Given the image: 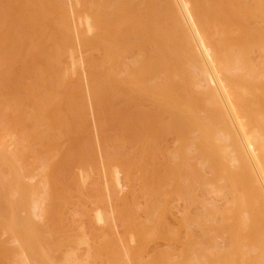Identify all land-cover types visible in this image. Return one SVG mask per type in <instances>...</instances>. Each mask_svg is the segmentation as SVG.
I'll return each mask as SVG.
<instances>
[{"label":"bare ground","instance_id":"bare-ground-1","mask_svg":"<svg viewBox=\"0 0 264 264\" xmlns=\"http://www.w3.org/2000/svg\"><path fill=\"white\" fill-rule=\"evenodd\" d=\"M61 1H63V0H0V28H1V25H3V24H5V25L7 24L8 25V26L4 25V28L2 27V31H0V66L3 63H4V65L5 64H7V65L9 64V66L5 65V67L3 65V68H1L2 67L1 66L0 67V72L3 73L2 74L3 76L5 74L7 75L8 73L10 74V72H11V75H9V74L8 75L12 77V78H10L7 75L8 77H4L3 78L1 73H0V75H1L0 78H2V80H0L1 81L0 82L1 83L0 84V89H1L0 90V98H1L0 100H2V101H0V102L3 103V101H4V103L8 102L7 104H9L12 101H16L18 103L17 104L15 103V106L21 103L19 106L22 105V107H26V109L29 106L30 107V111H31L30 113L33 115L32 116L31 114H29V116L31 115L32 120H30V122L27 121L26 123H24L25 122L24 121L23 122L24 124H27V123L29 124V123H31V121L33 122V119L35 121V118H36L35 124L33 123L34 126H35L36 124L39 123V122L37 123V121H40V120L43 119V118H40L42 116V114L44 116V119L46 117L47 118L51 117V119L55 118L53 116L57 117V120L55 119V121H52L51 125L49 123L50 128L53 129V130L48 128L49 126H48V124H45L46 123L45 120H44L45 123H42L43 121L41 122L42 124H45L46 126H48L45 129V131L47 130L45 133H43V131L42 132L40 131V130H44V126H43V129H41L42 127L40 126V124H38L41 128H39V126L37 125L39 130L36 131V132L34 131V129L35 130H37V129H36V127H34L33 132H35V133H32L31 137L35 140V142H36L37 139H38V141L39 140L40 141L46 140L47 143L51 142L52 139L50 140V135L54 137L55 134H56V136L58 135L57 133H59L60 136L62 134L63 135L65 134V136H67L69 133H71V134L69 136H67V137L75 136V135H73L72 132L77 133V130H78L77 129L78 127H76L77 124H75L76 123L75 121L77 119V118L75 119V115L78 113L79 110L76 113V109L77 108L80 109V112H81V108L83 106L82 104H81L82 106L80 104H78V106H77V108H75V110L71 109V106L69 108V105H72V104L69 103L71 96L68 97L70 92L67 93V90L65 89L66 90V91H64L65 93L62 94L61 92H63V90H61L60 93L62 95H60V93L57 91V90H59L57 88H59V86L63 83V79H61V77H63L61 75V73H62L61 71L62 70L60 71V68L62 66H59L61 64L60 63L58 64L57 60L61 59V58H59L60 55H62L61 53L62 52L64 53L68 49L67 47L65 48V46H63V43H64L63 41H65L64 39L67 38L68 41H70L69 38H68L67 32H66V26H67V23H68L67 20L69 21V19H68L69 17L67 18L66 15H65V17H66L65 18L64 15H63V13H65V12L68 14V12H67L68 10H66L67 9L66 8L67 5L65 3V7H64V4ZM75 1L76 2L79 1V5H81L79 7H82V5H83L84 9L86 7L88 8V9L86 8V10H83V8H82V11L86 12V14H88V13H89V15L91 14L90 16L93 17L92 20H95V21H93L95 23H94V25L92 27L95 28L97 26H99V27L101 26L102 28H100V29H101V31L102 30L104 31L103 32L104 33V37L109 36L111 38L110 39V38L107 37L105 39H107L108 42H111V46H110L111 53H109L108 58H109L110 63L112 65L109 64L108 66L107 65L99 66V64H101V61H100L101 59H98L100 61V63L98 62L99 64L97 62H94V65L95 64L98 65V67L95 66L96 67L95 71L93 70L94 66L90 67V65H89V67L91 68L90 70H93V72L91 71L92 74H90V75H92L91 76L92 77V79H91V89L93 87V90L97 94V95L96 94L94 95L95 98L100 97V98H97L99 100L102 99L103 97H104L103 99H106V100H108L110 98L109 101H111V99L114 98L115 102H117L116 100H118V98L116 99V97H114V92L116 91L115 93H119L120 94L121 91H122V94H120V96L122 95V97H126L124 99H127V97H128L130 100H133V102L131 101V103L134 104L132 107L135 106L137 109L139 108L138 112L140 110L141 114H137V116L135 118H133V119L131 117H130L131 119L124 117V119H125L124 122H126V120L129 119L128 120L129 121V123H128L129 125H127L129 127H127V126L126 127L128 129H130V130H127V131L130 132V134L127 137L125 136L126 137L125 139H128L129 142L132 141L137 146L136 147L137 148V152L142 157V159H145L148 156L153 155L154 153H155L154 156H155V159H156V155L158 153L155 152L156 151V147L155 146H156V143L160 142L159 140L157 141V137H160L164 133L165 129L168 128V123L171 126V127L169 126V129L170 130L173 129L172 133L174 132V130L177 131L178 139H180V141H181L180 143L181 144H182V142H185V143L189 142V144H190L191 141L194 139V135H193V139H190V141L186 142L187 140H189L188 136H191L189 134L190 130L192 132H193V130L198 131L200 133L199 138H198L199 141L196 142V141L193 140V142H194L193 144H195V142H196V144L199 143L198 146H199L200 150L202 151L204 156L205 155L207 156V158L212 163V165H214V168L216 167L215 170L218 171V172L216 171L218 176L225 180V183H226L225 186L228 184L227 187H230L231 193H232L233 198H234L233 199L234 200L233 201V207H231V209H229L230 213L227 212L228 214H227L226 220H223V221H225V224L223 225V222H222V225H223L221 227L222 230L220 229L221 231H225V233L222 232V235L223 234L226 235V233H230L229 236L231 237V240H232V242L230 241L231 242V244H230L231 247L229 246L231 248V250H230V248L228 249L229 253L227 252L228 250L225 251V252L222 251L223 254L227 253L226 256H223V260L227 261V262L229 261V264H230L231 263L230 259L231 258L234 259L233 256L235 257L234 253L236 255L238 254L236 252L241 247L242 238H247L248 240L245 239V240H247L249 242V243H247V245L249 246L250 243L252 245H254L256 249L251 244H250V247L251 248L253 247V249H255L256 252L253 249L250 248L251 249L250 252L254 251V253H250V254H253V255H251V256L249 255L250 257L248 256L247 258H245V256H247V255H245L244 257L242 255V257L246 259L245 263L247 262L246 264H253V263L254 264H264V217H263L264 216V120H263L264 119V84H261L262 82H259L258 80L257 81L255 80V79L258 78L257 77V75H258L257 73L260 72L261 70L263 72H260L259 76L261 74L262 77H264L263 76L264 75V70L263 69H261V70L258 69L259 71L256 72L255 69H257L258 66L255 64L256 66L253 67V64L250 63L252 65V66H250V67H252V70H249V76L247 75L249 78L247 76H244L245 73L242 72V71H244V69H246L247 72H246V70H245V72H246V74L248 73V69L250 67H246L245 68V65L247 66V63L249 64V62L251 61V59L248 60V58H249L248 56H250L249 54L252 55L251 50L253 49V47L257 46V45L261 46V44L264 42V36H262L261 33L259 35L258 30L251 26V23L258 16H260L262 14V12H264V0H212V1L210 0L213 4L210 1H207V0H187V1L185 0V2H183V0H182V2L180 3V6H179V3H178V6L176 5L177 8L176 7L174 8V6H175L174 2L176 0H174V2H173V0L172 1L171 0H82L83 4H80L81 0H78V1L75 0ZM82 1H81V3H82ZM169 2H170V4L173 2L174 6H173V4L169 5ZM176 2H179V0L176 1ZM209 2H210L211 5L208 4ZM189 4H193L195 7H197V10L194 9V11H192L194 6L193 5L189 6ZM199 4H202V5H199ZM197 5H199V6H197ZM188 6H189V8H188ZM191 6H193V7H191ZM201 6L205 7V9L201 13V15L205 19L203 17H201V18H203V20H202L201 23H199V18L200 17L198 16L197 17L198 19H196L198 22L196 20L194 22V23H196V25L197 24L198 25H197V27H196V25L194 27V23L192 21H190V20H192V18H194L193 16H196V14L198 15V12L199 13L201 12V9H203V7H201ZM179 7H180V9H179ZM181 8L183 9V11L186 10V8L188 10L190 9L189 11L193 12L192 18L189 17L190 15H192V13L186 10L185 11L186 14L184 12L183 13L185 14L186 17H187L188 14H190L187 17L188 20H182L183 19L182 18L183 16H182L181 17L182 19L180 21L179 17L181 15H183V13L180 12V11H182ZM199 8H200V10H199ZM170 9H171V11L169 12ZM87 10H89V11H87ZM174 10L175 11L176 10L179 11V13H181V15L178 12H175ZM195 10H196V13H195ZM172 11H173V13L175 15L173 17L174 18L177 17V18L170 19L168 17L169 14L170 15L173 14V13H171ZM25 12H27V14L29 15V16H27V18H26ZM23 13L25 14V16L23 15ZM175 13H177L180 16L178 17V15L175 14ZM30 15H31V18H30ZM68 16H70V15L68 14ZM90 16H88L87 19L90 18V21H91V17ZM185 16H184V18H185ZM20 17H22V18L24 17L26 19L29 18V19L24 21ZM85 18H86V16H85ZM178 18H179V21L177 20ZM187 21L190 22L189 25L193 26L192 28H197L196 30L200 29L198 31L193 30V33L190 30V32L192 34L195 33L196 37L198 36V33L196 34V32H200L199 33L200 36H198V39L196 40L194 38V40L196 42L193 40V37H192L193 35H187V34H191L189 32V27L191 29V26L187 25L188 26L187 27L186 23H185ZM189 22H187V23H189ZM182 23H183L184 26L182 25ZM90 24H91V22H90ZM86 25H87L86 27L88 29V24H86ZM162 26H165V27L162 29ZM7 27H8V30H6ZM89 27H90V25H89ZM99 27H97L98 30H100ZM160 27H161V31L159 29ZM166 27L168 29L167 32H166L167 34H164L162 32L163 31L165 32V28ZM180 27L183 30L187 27L188 30L186 28L185 29L186 31L185 30L181 31ZM3 29H5V31ZM90 29L91 28H89V30ZM201 29H202V31H201ZM207 30H211L212 31V35H211V31H209L210 34H207V33H209V32H207ZM203 31H206L207 35H205V32H203ZM202 32L204 33L203 35H204L205 38H203V35L201 36ZM100 33H102V32H100ZM160 34H162V35H160ZM100 35H102V37H100V38H103V34H100ZM206 36H211L212 38L210 37L208 39V37H206ZM209 40H210V42H209ZM197 41H199V42L197 43ZM206 41H208V42H206ZM15 42H18L17 46L16 45L12 46V43L15 44ZM193 42L198 44L200 49H199L198 45L196 47ZM97 44H98V42H97ZM232 44H235V45L238 46V47L235 46V47L238 48V49H236V48L235 49L241 51V55L242 56H240V54H239L240 52L239 51H236L235 49L232 50L230 48V47L233 46ZM91 45H90V47H93ZM138 45L140 46L139 47L140 56L138 54V56L141 58L140 60H139V57H138V59L135 58V56H137V54H136L137 52L135 53V51H138V50L137 49L135 50L134 47H133V46H136L135 48H138L137 47ZM17 47H19V48H17ZM195 47L197 49H199V50L196 51L197 49H195ZM211 48H213V49H211ZM63 49H65V50H63ZM129 49H132V50L134 49L133 50L134 52H132V53L135 54L134 60L136 59L137 63H139V64L142 63L143 65L141 64V66H142L141 67L138 64L137 67H134L131 64L132 65L131 67L132 68L134 67V69L131 68V71L129 72V74L127 76H126V74H127L126 71H124V73H122L123 70H122V72L119 71L120 74H125V72H126V74H125L126 77L124 76V78H121L119 76V73H117L119 67L116 68V66L117 65L119 66V64L115 63L114 64L115 66H113V62H118L119 63V60L122 59L121 57H122L123 54L125 55L126 51H129L131 53V51ZM15 50H17V51H15ZM149 50H153V51L151 52ZM211 50H212V52H209ZM256 50H258V49H256ZM232 51L234 52L235 55L232 53ZM259 51H260V49H259ZM13 52L17 53V58L15 56L13 57L12 55H9V54H11ZM129 52H127V54ZM260 52L264 53L263 51H260ZM237 53L239 54V56H238ZM262 53H260V54H262ZM209 54H211V55L209 56ZM124 55H123V57H124ZM18 56L21 57V59H22V61H19V63L17 61V60L20 59ZM203 56L211 59V61L216 66L211 61H209V63L211 62L213 64V66L210 68L211 63L209 65L207 63V58H204ZM9 57H12V59L9 58ZM64 58H65V55H64ZM166 58H167V60H166ZM235 58L238 59V60H236ZM239 58H241V59H239ZM251 58H252V56H251ZM3 59L4 60L5 59L6 60L7 59L8 60L11 59V60L7 61L8 62L7 63L5 61L2 62ZM14 59L16 60L15 64H17L16 65L17 69H18V67H20V68H22L21 69L22 71L20 70V72H24L23 77L21 76L22 80H23L25 74L27 75L29 72H31V73L33 72L34 73V74L30 73L29 75H27V76H30V75L36 76V79H34V81H33L32 77L30 76L32 81H33V82H31L32 84L30 83V85H29L26 82V84H28V85L27 86L25 85L26 86L25 87L24 86L25 82H24V84H23L24 87H22L21 86V83H22L21 81H19V82H21L20 84L17 81L15 82L14 79L16 77H14V76H16L17 73L14 74V76H12L13 75L12 74L13 71H11V69L10 70L8 69V68H11L10 65L11 66L13 65L12 62L14 63ZM170 59L173 60L172 64H171V66L173 67V70L175 68L174 67L175 65H176V67H179V68L182 67L183 70H184V67H186L184 65L187 62L186 63L187 64V68H188V65L191 66L192 64L194 66L200 68L202 70L201 71L202 75H204V73H205L204 77L205 78L207 77V79L209 81L210 80L211 81L214 80V77L212 75H215L216 73L214 74V72H217V71H218L217 74H220V75L222 74V77L220 76V78L221 79L223 78L224 80H220V78H218V80H216L217 81L216 87H214V86H210V87H207V88L203 87V91H201L202 90L201 88H200V90L198 89L199 93L201 91L200 98H198V99L195 98L197 100L194 99L193 102H192V99L190 100V98H191L190 96L191 95L189 96V93L191 92V90H190L191 87H190V89L188 88V91L190 90L189 93H188L187 92V87L188 86H186V88L182 87L183 86V85H181L182 82L181 83H177L178 80H176V79H174V80H176L177 82H175V81L171 82L172 84L173 83L174 84L177 83V85L175 84V87L179 86L178 84H180L179 88H181V90H178V87L177 88L173 87L174 84L172 86V84L169 85L170 83L167 84L168 82L164 81V83L167 82L166 83L167 85L161 84L162 83L161 82L160 84L163 85L162 89L163 88L164 89H168V88L172 89V88H174V89H177L176 91H180V92L185 89L186 91L185 90L184 91L187 92L188 95L183 91L186 94L183 97L184 98L190 97V98L184 99L180 95L177 96V93L178 94H182V95H183V93L182 92L181 93L180 92H175L174 89H172L173 90L172 91L173 94L171 93L170 94L171 96H169V93H168V96H166L167 95L166 91H168V90L165 91L166 92L165 94H164V92H159V89L161 91V88L158 87L159 84L157 85V83L160 80H163V79L159 78L158 82L154 81V79L158 80L156 75H155L158 71L160 72L162 70V71H164L162 73H165V71L167 69H162V68H164V67L166 68L165 62L169 61ZM122 60H125V59H122ZM132 60L133 59H131V63L133 62ZM61 61H62V59H61ZM174 61L176 62L175 65H174ZM247 61H249V62H247ZM20 62H22V63H20ZM123 62H125V61H123ZM169 62L171 63V61H169ZM169 62H167V66L170 67V63ZM189 62H191L192 64H190ZM235 62L237 63V65L235 64ZM238 62L241 63L240 67H238L239 66ZM64 63L66 64V62H64ZM103 63L105 64V62H103ZM255 63H257V62L255 61ZM261 63L262 62L258 63L259 66L261 65ZM19 64H21L22 67ZM129 64H128V66H130ZM242 64H243V66H242ZM91 65H93V64H91ZM125 65L127 66V63L126 64H121L122 68ZM263 65H264V61H263V64L261 65V67H263ZM126 66L124 67L125 69H126ZM233 66L234 67L237 66L239 69H237V67L234 68ZM241 66L243 67V69H242ZM12 67L14 68V65ZM71 67H70V69H74V68H71ZM114 67L117 70L116 71L117 75H115ZM192 67H189V68L192 69ZM214 67H215V71L213 69ZM232 67L234 68V70L235 69L241 70V72L237 71V72H239V75L236 73V71H234L238 76L235 75V73L233 72ZM179 68H177V69H179ZM1 69H2V71L4 70V72H2ZM7 69L9 71H7ZM67 69L70 71V69L68 67H67ZM169 69H171V68H169ZM65 70L66 69H64L63 72H65ZM183 70L181 71V74H182ZM192 70H194V69H192ZM228 70L233 72V73L230 72L232 75L229 73L228 75H226L227 77L223 76V74H226L225 72L228 71ZM186 71H185L184 74H186ZM194 71H190V70L188 71V73L190 72V74H189V79L190 80L189 81H191V83H193L194 79L197 78L196 77L197 75L195 76L196 78H194V79H192L193 77H191L192 76L191 72L194 73ZM222 71H224V72H222ZM68 73H70V72H67V74ZM166 73H169V72L167 71ZM252 73H253L254 77L251 75ZM254 73H255L257 78H255ZM67 74H64V76L66 75L65 77L67 79L68 78L70 79V76L67 77ZM181 74H179V75H181ZM195 74L196 73H194V75ZM152 75H154L156 77V78L153 77L154 78L153 82H156L157 86L155 85V83L153 85H151L152 83H150V82H152L150 80ZM179 75H177V76H179ZM162 76H165V75H162ZM162 76L159 75V77H162ZM173 76H174V73L172 74V77ZM185 76L186 75H184V77ZM250 76H252L253 78H250ZM13 77H14V79H13ZM172 77H171V79H172ZM204 77H203L202 80H205ZM245 77H247L248 79L245 78ZM9 78L11 80H9ZM165 78H166V76H165ZM168 78H169V76H168ZM180 78H182V77H180ZM180 78H178V79H180ZM187 78H188V76L186 77V79ZM208 80L207 81L205 80L206 85L208 84L207 82H209ZM179 81H181V79ZM70 82H71V80H70ZM195 82H196V80H195ZM15 83H17V85L18 84L19 85L16 87ZM72 83L76 84V85L78 84V83H74V81ZM161 85H160V87H161ZM193 85H195V84H192V87H193ZM197 85H198V83H197ZM19 86H21V89L18 88ZM75 89H76V87H75ZM155 89L158 90L159 93H157V91H155ZM68 91H69V88H68ZM73 91H75V90L73 89ZM71 92H72V90H71ZM73 94H74V92H73ZM73 94H71V95H73ZM119 94L117 96L120 98ZM92 95H93V93H92ZM98 95H100V96H98ZM106 95H108L107 98L105 97ZM192 95L194 96L195 93L192 94ZM61 96L62 97L65 96L64 99ZM82 96L83 95L79 94V97H82ZM111 96H112V98H111ZM77 98H78V95H77ZM62 99H63V101H61V102L63 103V105L61 104V106L57 107L56 105H60V103H61V102H59V100H62ZM84 99L85 98H79V102L82 103L83 101L81 102V100H84ZM124 99L123 100L121 99V101L122 102L125 101V103H126L128 99L127 100H124ZM130 100H128V103L130 102ZM57 101H58L59 104L57 103ZM75 101H76V99H75ZM94 101H96V100H94ZM84 102H86V101L84 100ZM148 102L150 103V105L148 104L149 107L151 106V103L153 104L151 107H155V109H153L152 112H149V111L147 112V110L149 108L147 106V104H146V106H143L145 103H148ZM111 103H113V100L111 101ZM117 103H119V101ZM117 103L115 105H117ZM196 104H200V105L206 106V116H205V118L199 117L196 114V112L194 111V109H193L194 107H192V105H196ZM11 105H13V104H11ZM79 105L81 106V108H79ZM110 105H112V104H110ZM31 107H33V108H31ZM55 107H57V108H55ZM61 107H65L66 111L64 110L65 108L64 109L62 108V110H64L65 112L64 111L63 112L60 111ZM73 107H75V106H73ZM99 107H101V109H102L103 108V104H102V106L100 104ZM99 107L97 106V110H99L98 113L100 114L101 113V111H100L101 109ZM110 107L112 109V106H110ZM142 107H147V110L143 111ZM124 108H125V106H124ZM31 109H34L35 112H33V110H31ZM55 109H57V110H55ZM127 109H128V107H126V111L128 112ZM15 110L16 111L13 110L14 113L15 112L17 113V111H20L19 109L18 110L15 109ZM24 110H25V108H23V110L18 112V114H19L18 118H17L18 120H16L17 123L19 122V120L21 118H24L22 120H25V117L23 115H25L26 113L24 112ZM72 110L76 114H74L72 112ZM112 110H117V109H112ZM141 110L143 111V113L141 112ZM196 110H197V108H196ZM27 111L29 112V108L27 109ZM40 111L42 113H40ZM56 111H58L59 115L58 114H54V113H56ZM83 111H84V109H83ZM82 113L83 112H81L80 115ZM107 113L110 116V112H106V114ZM131 113H133V112H131ZM60 114H61V116H60ZM83 114H85V113H83ZM101 114L103 115V113H101ZM113 114L115 115L117 113L114 112ZM128 114H130V113H128ZM134 114H136V113H134ZM15 115H17V114H15ZM166 115L170 118V120H169L168 117H166ZM12 116L14 117L13 113H12ZM26 116H28V113L26 114ZM37 116H39V117H37ZM112 116H111V118H112L111 121H113V117ZM116 116L118 117V115H116ZM123 116H125V115H123ZM128 116L129 115H127V117ZM164 116H165V118H164ZM77 117H79V116H77ZM117 117H114V118L116 119ZM37 118L40 119V120H37ZM47 118H46V120H48ZM81 118H82V115H81ZM101 118H100V120L102 122V120L104 118H102V119ZM121 118H123V117H121ZM121 118L119 119L120 121H121ZM167 118H168V120L170 122L167 121ZM51 119H50V121H51ZM164 119H165V121H164ZM14 120H15V118H14ZM81 120H84V117ZM117 120H118V118H117ZM103 121H105V120H103ZM106 122H104V123H106ZM124 122H123V124H124ZM214 122L220 124L221 131L223 132V135H224L223 138H222L221 134H220L221 136H216V134H214V131H213ZM126 123L124 125L122 124V127L125 126ZM81 125H83V124L81 123ZM98 125H99V123H98ZM108 125H110V123ZM28 126L30 127L31 125L29 124ZM28 126L26 125L27 128H25V131H24L26 133H27L26 129L28 130ZM85 126H87V124H84L82 126L83 128L80 127V130H78V131L82 132V130H84L85 133H86V131H88V130H86V128H88V127H85ZM114 127H116V126H114ZM126 127L125 128L123 127L122 129H120V127H119L118 131L120 129L121 132H124V129H126ZM252 127H254L253 130H252ZM81 128H82V130H81ZM48 129L51 130V132L54 133V134L52 135L51 132L49 133ZM169 129H167L166 131H168ZM53 131H56V132H53ZM115 131H116V129H115ZM127 131H126V133L128 134ZM77 134L84 136V134H82V133H80V134L77 133ZM102 134H103V131H102ZM112 134H113V132H112ZM166 134L168 135V132ZM28 135H29V132H28ZM59 135H58V138H59ZM86 135L87 134H85V136ZM117 135H119V134L117 133ZM76 136H75V138H76ZM77 137H80V136H77ZM86 137H85V139H86ZM108 137L111 138L112 136H108ZM115 137H116V139H119L120 136H115ZM56 138L54 137L53 139H56ZM196 138H197V136H196ZM60 139H61V141H60L61 143L65 139H66V141H68L67 138H65V139L63 138V140H62V137H61ZM70 139L71 138H69L68 142H70ZM77 139L78 138H76V140ZM87 139H89V138L87 137ZM113 139H114V136H113ZM27 140H28V138H27ZM30 140H31V138H30ZM74 140L75 139L72 138V141H74ZM82 140H84V137H82ZM111 140H112V138H111ZM38 141H37V143H38ZM40 141H39V145H40ZM120 141H122V140H120ZM43 142L45 143V141H43ZM89 142L90 143L88 144L87 141H86V143L90 147V144L92 145L93 141H92V143H91V140ZM27 143H28V141H27ZM31 143H33L32 140H31ZM79 143H80V141H79ZM79 143L77 144L75 142L76 145H79V146L82 147L83 146V145H81L82 143H80V144ZM127 143L128 142H126V144ZM185 143L183 145H185ZM50 144L53 146L54 141L52 140V142ZM50 144H47V145L50 146ZM55 144L57 145L58 143L56 142ZM75 144H73V145H75ZM87 144H85V145L88 148ZM44 145L45 144H43V146ZM66 145H69V143L66 144ZM186 146H187V144H186ZM228 147L230 148L229 152L233 151L235 156H236V158H237V161H238L237 162L238 166L234 167L236 169L233 170V171L231 169H228L229 167L225 164V161H224L226 159V157L228 159L227 151H226V149H229ZM56 148H57V146H56ZM87 148H85V146H84V148L83 149L81 148L80 150L86 151L85 149H87ZM53 149L51 147V150L49 149V151H52V153H53ZM184 149H188V148L184 147ZM80 150H79V152H80ZM88 150H90V149H88ZM124 150H126V149H124ZM189 150H191V149H188V151ZM34 151L36 152V150H34ZM90 151H87V152H90ZM48 152H47V155H49ZM55 152H58V151L54 150V153ZM124 152H126V151H124ZM184 152H186V151L184 150ZM59 153H60V151L58 152V154ZM61 154L62 155L65 154L66 156H70L72 153L69 155L68 152H63L62 151ZM29 155H31V154H29ZM36 155H37V153H36ZM62 155H60L61 156L60 162L62 161L61 163L63 165L60 162H59L60 165H58V166H60V167H58L59 169L60 168L63 169V171L61 172L62 174H64L65 167H67V168H69V166L71 167V163H73V162L77 163L79 161L80 162H84V161H81V160H78V159H76V160H78V161H76V160H74V158L71 161L68 158L71 161L70 162V161L67 160V158H65L66 156L63 157ZM88 155H91V154H88ZM21 156H23V154ZM62 157H63V160H62ZM182 157H180V158H182ZM70 158H72V157L70 156ZM89 158H90V156H89ZM153 158H152V160H153ZM180 158H179V160H181ZM161 159L162 158H160L159 160H161ZM29 160H31V159H29ZM54 160H57V159H54ZM198 160L199 159L197 158L196 162L200 161V160L199 161ZM63 161H65V162H63ZM205 161H206V159H205ZM205 161H202V162H205ZM118 163H119V161H118ZM174 163L175 162H173V165H174ZM66 164H68L69 166L66 165ZM122 164H123L122 168L124 167V164H125V167L127 166L128 169H131L133 167V165H134V159L127 160V162L124 161ZM74 165H72V166H74ZM77 165H79V164H77ZM119 165H120V163H119ZM61 166H63V167H61ZM120 167H121V165H120ZM53 168H51V170H50L51 173H52V169ZM58 168L56 170V175L54 176V174H53V175L50 176V177H54V178H50V179H57V178L59 179V177H61L62 174L61 175L57 174L58 172L60 173V171H58L59 170ZM150 169H152V168H150ZM164 169H167V170H164ZM164 169L163 170L166 171V173L163 171L165 175L163 173H161L162 174L161 176H159L161 171L160 172L158 171L159 173L156 172L154 174L155 170H153V174L150 177L154 178L153 179L154 181L149 177V179H150L149 183L150 182L154 183V185H153V183L150 184V187H151V185H153V187L151 189H153L154 186L156 188V189H153L154 191L158 190L159 184H160V187H162L161 186L162 184L164 185V183H162L161 181L167 182V180L172 179V180L175 181V183L177 185H179V183H180V181H179V174H180L179 163H178V166H174V167H170V168H164ZM70 170H72V169H70ZM54 171H55V168H54ZM69 173H70V171H69ZM72 173L73 172H71V174ZM57 175H59V177ZM66 175H68V174L66 173ZM154 175H155V177L157 176L160 179L161 178L162 179L161 180L159 179L160 180L159 181V180H157V177L156 178L154 177ZM66 177L67 176H65V179H62L63 182L64 181L66 182L68 180H69V182L72 181V179L70 180V177L72 178L71 175L70 176L68 175V178H66ZM61 178H64V176L62 175ZM62 180H60V181H62ZM47 181H48V178H47ZM53 181H55V180H53ZM74 181H75V179L73 177V183H74ZM59 182H57V181H56V183L53 182V185L55 186L54 187L55 189L53 188V185L50 182L51 185H52L51 186L52 187L51 188V192H52V189H54V193H56V194H54L53 196H54V198L57 197L55 199H58V201L56 202V206H55V203L54 204L52 203V207L53 208L55 207V209L51 208V211H48V213L51 214V216H52V218H50L51 221H52V219L55 220L54 223H57L59 221L57 223L58 226H59V223L61 222L62 218L60 219L59 217H57V215H56V217H54L55 216V215L53 216L54 212L53 213H50V212L55 211L56 212L55 214H58V212H60V208L63 207V203L65 201H67L65 192H63V190H65V188H66L65 187L66 185H63L64 184L63 183V184H61L62 185V187H61V186L58 185ZM69 182H66V183H69ZM54 183L57 186H59L60 188L57 187ZM187 184L189 185V183H187ZM156 185H157L158 188L156 187ZM219 187H220V185H219ZM219 187H217V188H219ZM217 188H215V193L217 191L216 190ZM220 188L222 189L223 187H220ZM153 190L151 191L152 193H157L158 192V191L154 192ZM224 190H226V189H224ZM227 190H228V188H227ZM219 191H220V189H219ZM52 194H53V192H52ZM223 194H225V191H223ZM223 194H218V195L222 196ZM151 195H153V194H151ZM221 196H220V198H221ZM222 197L223 198H221V199H224V201L226 202L225 204H228L229 201L227 202L226 196L224 197V195H223ZM1 198H3V197H1ZM243 201H245V202H243ZM0 202H1V200H0ZM49 203H50V201H49ZM242 203H244V204L246 203L247 204V207H245V208H248V210L251 213V214L249 213L250 214L249 215V223L246 222V224L243 221L244 220L243 217L241 216L242 219L240 217V212L244 208ZM230 205H232V203ZM3 206L5 207L4 204L3 205L0 204V208L3 207ZM216 207H217V205H215L214 208H216ZM11 208H12V206H11ZM1 209H3V208H1ZM146 209H145L144 216H145V219L146 218L147 219L145 221L149 220V223H152L151 221H153V220L155 221L154 223H152L153 225L152 224L150 225L151 227L149 226L148 222L146 223L145 221H143V222L142 221L141 222L131 221L130 219H128L129 218L128 214H126L125 218H124V222H126L127 229H129V231L133 232V234H134V236H135V238H136V240H137V242H138V244H139V246L141 248L145 247L144 244H146V245L148 244L147 241H149L150 238H154L155 236H160L162 238H169V237L171 238L172 235H173V231L170 232L161 223V221H159L158 219L156 221L154 219L155 218V217H153L154 213L157 211V205H156L154 200L150 202L149 206ZM4 210H6V209L4 208ZM2 212H3V210H0V214H2ZM7 212H8V210H7ZM48 213L46 215H49ZM4 214H2V215L4 216ZM2 215L0 217V220L2 219L1 222L5 220V219L3 220V218H2L3 216ZM9 218H10V216H9ZM1 222H0V226L2 228V224L5 225V221L2 222V223ZM164 222H165V220H164ZM166 224L168 225V223H166ZM8 225H10V226L7 227L8 230H9V228L12 227L11 222ZM54 225H56V224H54ZM23 227H24V224H23ZM168 227H170V226H168ZM30 229H32V228L30 227ZM20 230L22 231L21 233H23V232H27L28 228L26 230L25 227H24V228H21ZM60 230H59L58 233H60ZM18 231H19V229H18ZM35 231H36V234H37V229ZM56 231H58V229ZM219 231H217V232H219ZM256 232H258L259 234L256 233ZM175 233L176 232H174V235H175ZM16 235H18V233ZM36 236H37V238H39L38 235H36ZM227 237L228 236H226V238ZM182 239L183 238H181L180 241ZM245 240H243V241H245ZM51 241H53V240H51ZM109 241H111V240H109ZM169 241L171 242V239ZM177 241H178V238H177ZM184 241H187V240H184ZM211 242H212L211 239L207 240V244L208 245L212 244ZM57 243L55 245H57V247H59L60 246L59 245L60 244L59 241ZM174 243H176V242H174ZM182 243H185V242H182ZM229 243H227V244L229 245ZM50 244H51V242H50ZM107 244H109V242H107L104 245V252H108L109 251L108 248L111 247V244H110L109 247L106 246ZM178 244H180V245H176V244L175 245L176 246H182L183 245V244L181 245L180 242ZM99 245H101V244H99ZM187 245L188 244L186 243V246ZM242 245H244V244H242ZM193 246L196 247L197 245L193 244ZM193 246H192V248H193ZM210 246H208V247L210 248ZM0 247L2 248L1 245H0ZM182 247H184V246H182ZM188 247L191 249V245L190 246L188 245L186 248H188ZM247 247H246L247 251L245 250V252H248V248L249 247L248 248ZM100 248H101V250H98L97 252L101 256V255H104V253H102L103 252L102 247H99V249ZM145 248H147V246ZM186 248L184 247V250ZM198 248H201V246L197 247L196 249L198 250ZM211 248L213 249V246ZM217 248H219V247H217ZM4 249H6V251L8 250V248H6L5 246L3 247V250ZM178 249H181V248L178 247ZM190 249H188V251L190 252L189 255L191 254L190 255L191 258L189 256L187 258H185L188 261V264H192V263H189V262L190 261L193 262V260H192V259H194L193 255H195V254L191 253L195 249H193V250L191 249L192 251ZM205 249H203L204 252H206ZM182 250L178 251V252H182ZM184 250H183V253H185ZM242 250H244V249L241 248L240 252ZM188 251H187V253H188ZM220 251H219V253H220L219 255L222 256L223 254ZM99 252H101L102 254H100ZM204 252H202V253H204ZM207 252L209 254V257L212 258V261H210V263H212L214 261L217 262L215 260V258H217V255L214 256L215 252L213 254H212L213 251L212 252L210 251L211 254L209 253V250ZM216 252H217V250H216ZM240 252H239V254H241ZM136 253H137V250H136ZM136 253H135V255H136ZM98 254H97V256H98ZM157 254L158 253L154 254V255H156V257L152 256L153 259H158V258L162 257V256H157ZM181 254H179V255H181ZM201 254H200V257L202 258L203 256H201ZM204 254H207V253H204ZM200 257H195V259H199L200 264H201V262L204 264L203 260H201ZM206 257L208 258V256H206ZM183 258L184 257H182V260H183ZM2 259H3V257H2ZM108 259H111V258H108ZM179 259H180V256L178 257L176 263L174 262V263H169V264H184L186 262V260H185V262H183V263L181 262L180 263L181 260L178 262ZM188 259H191V260L189 261ZM2 261H6V259H4ZM196 261H194V262L196 264H199V262L198 261L196 262ZM238 261H239V259H238ZM234 262H235V260H234ZM234 262H232V263L234 264ZM236 262H237V260H236ZM242 263H244V262H242ZM185 264H187V262ZM207 264H208V262H207ZM216 264H218V263H216ZM237 264H238V262H237Z\"/></svg>","mask_w":264,"mask_h":264},{"label":"rangeland","instance_id":"rangeland-1","mask_svg":"<svg viewBox=\"0 0 264 264\" xmlns=\"http://www.w3.org/2000/svg\"><path fill=\"white\" fill-rule=\"evenodd\" d=\"M66 1L63 0L61 2L64 4V7H65V3H66L67 9L66 8L65 9L68 10L67 12L70 15V16H68V14L65 12L66 10L64 9L65 10L64 12L66 13V14L63 13L64 17H65V15L67 18L69 17L68 18L69 21L67 20L68 23L66 26V32H67V35H68V38L70 41H68L67 38L64 39L65 41H63L64 42L63 46H65V48L67 47L68 49L65 51L66 53L64 52L65 54L63 52L61 53L62 55H60L59 58H61L62 61H61V59H59L60 61L57 60L58 61L57 63L61 64L59 66H62V67L64 66L63 68L59 67L60 71L62 70L61 71L62 73L61 72L60 73L63 76V77H61V79H63V83L61 84L62 86L60 85L59 88H57V89H59L57 91L60 93L61 90H63V92H61V93L64 94L65 93L64 91L67 90V93L70 92L71 94H73V92H74L75 95L76 94L78 95V98H77V95L76 96L74 94L71 95L70 93H69V95L67 94L68 97L71 96L69 103L72 105H69V108L71 106V109L75 110V108H77L78 104L83 105V106L82 105L81 106L85 112L83 111V109L81 108L80 105H79V108H81V112L85 113V114H83V113L81 114L82 118L84 117V120H81L82 118L80 115V113H81L80 109H78V108L76 109V113L79 110L77 114L74 113L73 110H72V112L74 114H76L75 119L76 118L77 119L75 121L76 122L75 124H77L76 127H78L77 128L78 130H80V127H82L84 124H87V126H85V127H88V128H86V130H88V131H86V133L84 130H82L83 127L81 128L82 132L81 131L79 132L77 130V133H79V134L85 133V134H87L86 136L89 139H87L85 134H84V136H82V135H78L77 133L72 132L73 135L80 136V137L76 136V138H78L76 140L75 136L67 137L71 133H69L67 136H65V134L64 135L62 134L63 136L62 135L60 136L59 133H57L59 135V138H58V135L56 136V134H55L54 137L55 138L57 137L56 139H53L54 137L50 135V140L52 139L54 141L53 146L50 144L52 142V140H51V142H48V143L46 142V140H43V141H45V143L43 141L39 140L40 141V145H39L38 139L35 142V140L31 137L32 133H35L41 127H42L41 129H43V126H44V130H40V131L41 132L43 131V133H45L47 131V130L45 131V129L48 126H49L48 128L51 129L50 128L51 122L55 121V119L57 120V117L52 115L53 117H55V118H52L53 120L51 119V117L50 118L46 117L48 119V120H46V118L44 119V116L42 114V116L40 117V118H43L42 120L37 118V120H40V121H37V123L39 122L38 124H40L41 127L38 124H36L34 126L36 118H35V121L33 119V122L31 121V123H29L31 125L29 127L28 123L24 124L27 121L30 122V120H32V118H31L32 114L30 113L31 111H30L29 106H28V108H29V112H28L27 111L28 108L26 109V107H22V105L19 106L21 103L15 106V103L16 104L18 103L16 101H12V100H11L12 102L9 101L13 105H11L10 103L7 104L8 102L7 103L5 102L6 103L5 104L4 101H3L4 104L2 102H0V200L2 202V203L0 202V204L5 205V207L4 206L1 207L3 209L0 208V210H3V212L5 211L4 212L5 214L2 212V214H4L5 217L2 214H0V217L2 215L3 220L5 219L4 220L5 225L2 224V228L0 226V245L2 246V248L0 247V264H106V263L107 264H148V263L149 264H169V263H174V262L176 263L179 256H180V259L178 260V262L181 260L180 263L181 262L183 263L186 260L185 258H187L188 256L190 257V255H191V254L189 255L190 252L188 251V249H190V248L189 247L186 248L188 245L189 246L191 245L192 250L195 249L197 251L196 252L195 250H193L194 251L193 252L190 249L192 251L191 253L195 254V255L192 254L194 257V259H192L193 262L196 260L199 262V259H195V257H200V254L202 252H204L203 249L208 248L207 250L205 249L206 252H204L207 254H204V253L201 254V256H203L202 257L203 259L200 257L201 260H203L204 264H207V262H208V264H212V263L213 264H216V263L221 264L224 261L223 256H226V254H227V253L223 254L222 251L223 252L227 251L231 247L230 244L232 242L231 237L229 236L230 233H226V235H224V234L222 235V232L225 233V231H221L222 230L221 227L225 224V221H223V220H226L227 214L230 213L229 209H231V207H233V201H234L233 199L234 198H233V195L231 193L230 187H227L228 184L225 186V184H226L225 180L218 176V174H217L218 171L215 170L216 167L214 168V165H212V163L209 161V159L207 158L206 155L204 156V154L202 153V151L200 150V148L198 146L199 143L196 144V142L199 141L198 138H199L200 133L196 130H193L194 133L191 130L190 131L192 133L189 131V134L191 136H188L189 140H187L186 142L190 141V139H193V135H194L193 140L196 141L195 142L196 145L193 144L194 143L193 140L191 141L190 144H189V142L188 143L182 142V144H181L180 139H178L177 131L174 130L175 133L174 132L172 133L173 129H171V130L169 129L170 125L167 122L168 123L167 129H169V130L166 131L167 129H165L164 133L160 137H157V141L159 140L160 142L156 143V146H155L156 151L155 152H157L159 155L158 154L156 155V159L154 156L155 153L151 156H148L145 159H142V157L137 152V148H136L137 146L132 141L129 142L128 139H125L130 134V132L127 131V130H130L127 128V127H129V126H127V125H129L128 120L131 118L132 119L135 118L137 116V114H141L140 110L138 112L139 108L137 109L135 106L132 107L134 104L131 103V101L133 102V100H130L127 97V99L130 100V102L128 103V100L124 99L126 97H122V95L120 96V94H122V91L120 94L115 93L116 91L114 92V97H116V99L118 98V100H116V101L117 102L119 101V103L115 102L114 98L111 99V101L113 100V103H111V101H109L110 98L108 100L103 99L104 97L100 100L97 99L100 97L96 96L97 98H95L94 95L96 93L93 90V87L91 89V79H92L91 76L92 75H90V74H92L93 70L95 71V68L98 67V65H96V64L94 65V62L100 63V61H101L102 65L98 63L99 66H103V65L108 66L109 64H111L110 60L108 58L109 53H111V49H110L111 42H108L107 39H105L107 37L108 38H110V37L106 36V35H105L106 37H104V33H103L104 31L103 30L101 31V29H100V28H102L101 26L100 27L97 26V27H99L100 30H98L97 27H95V28L92 27L95 23L93 21H95V20H92L93 17L90 16L91 14L89 15V13L86 14V12L82 11V8L84 6L82 5V7H79L81 5H79L78 0H77L78 2H76L75 0L74 1L73 0H66ZM81 1H80V4H83V1H82V3H81ZM176 1H178V0H176ZM207 1H210V0H207ZM170 2H169V5H172L174 0L171 4H170ZM175 2H174L175 6L173 4L174 8L176 7V5L178 6V3L180 6V3L182 2V0L181 1L179 0V2H176V3ZM183 2H185V0H183ZM210 2L208 4H210ZM190 5H193V4H189V6ZM199 5H202V4H199ZM199 5H197V6H199ZM189 6H188V8H189ZM193 6H191V7H193ZM194 7H193L192 11H194V9L197 10V7H195V8ZM201 7H203V6H201ZM86 8L85 9L83 8V10H86ZM171 9L169 10V12L171 11ZM179 9H180V7H179ZM204 9H205V7H203V9H201L200 13L197 11L198 15L196 14V16H193V12L189 11L190 9L188 10L186 8L187 11L192 13V15L188 14V15H190L189 17H191V18H192V16L194 17L190 21H192L194 23L195 20L198 19L197 17L199 16L200 17L199 23H201L203 18H204L201 15V13ZM186 10L183 11V9H182V11H180V12L185 13ZM196 10H195V13H196ZM199 10H200V8H199ZM87 11H89V10H87ZM175 12L179 13V11H177V10ZM171 13H173V11ZM181 13H179V14L181 15ZM184 13L181 16L178 15L177 13H175V14H177L178 17L180 16L179 17L180 21L182 18H183L182 20H188V18H187L188 15L186 17L185 16L186 13L185 14ZM25 14H26V18H27V16H29V15L27 14V12H25ZM25 14L23 13L24 16H25ZM87 15L91 17V21H90V18L87 19V17H88ZM85 16H86V18H85ZM173 16H175L174 13L171 15L170 14L168 15V17L170 19H173L174 18ZM184 16L186 19L184 18ZM201 17H203V18H201ZM20 18L23 19L24 21L29 19V18L26 19L24 17L23 18L20 17ZM30 18H31V15H30ZM175 18H177V17H175ZM179 18L177 19L178 21H179ZM90 22H91V24H90ZM187 22H189V21H187ZM187 22H185L186 26L187 25L191 26V25H189L190 22L189 23H187ZM183 23H182V25H183ZM86 24H88V29L86 27L87 26ZM4 25L5 24L1 25L0 31H2V27L4 28ZM89 25H90V27H89ZM195 25H196V23H194V27H195ZM197 25H196V27H197ZM251 26L258 30L259 35L261 33V35L264 36V12H262V14L260 16H258L251 23ZM164 27L165 26H162V29ZM192 27L193 26H191V29L189 27V32L191 30L193 33V30H196L197 28H192ZM89 28H91V29L89 30ZM159 29L161 31V27ZM202 29H201V31H202ZM3 30L5 31V29H3ZM6 30H8V27ZM167 30L168 29L166 27L165 32L163 31L162 33L167 34L166 33ZM184 30L181 28V31H184ZM187 30H188V28H187ZM198 30H200V29H198ZM198 30H196V31H198ZM209 31H211V30H207V32H209ZM100 32H102V33H100ZM203 32H205V35L210 34V32L207 34H206V31H203ZM203 32H202L201 36L204 34ZM99 33L103 34V38H100V37H102V35H100ZM192 33L187 34V35H193L192 36L193 40H194V38L197 40L198 36H200L199 35L200 32H196V34L198 33L197 37L195 36V33L194 34H192ZM160 35H162V34H160ZM211 35H212V31H211ZM206 37H208V39H209L211 36H206ZM203 38H205L204 35H203ZM199 41H197V43ZM97 42H98V44H97ZM206 42H208V41H206ZM209 42H210V40H209ZM13 43H12V46H15V45L17 46V44H18V42H15V44H13ZM89 44L90 45L92 44L91 46H93V47H90ZM194 44L197 47L198 44H196V43H194ZM232 45L233 46L230 47L232 50H234L235 48L238 49L237 45H235V44H232ZM235 46H237V47H235ZM133 47L135 50L136 49L138 50V51H135V53L137 52L136 53L137 56H135V54L132 53V52H134L133 51L134 49L133 50L129 49L132 54L129 51H126V53H125L126 56L123 54L124 57H123V55L121 57L122 59H125V60L120 59L119 63L113 62V66H115L114 65L115 63L119 64V66L118 65L116 66V68L119 67L117 73H119V71L122 72V70H123L122 73H124V71H126L127 74H126V72H125V74L127 76L129 74V72L131 71L132 65L134 67L138 66L139 63H137L136 59H138V57L140 56V54H139L140 53V49H139L140 46L138 45L137 46L138 48H135L136 46H133ZM196 47H195V49H197ZM198 47H199V45H198ZM17 48H19V47H17ZM199 49H200V47H199ZM199 49H197L196 51H198ZM211 49H213V48H211ZM256 49H258V50H256ZM259 49H260V51L264 52V42L261 44V46L257 45V46L253 47V49L251 50L252 55L248 53L250 55V56H248L249 57L248 60L251 59V61L250 62L247 61V62H249V64L247 63V66L245 65V68L250 67V66H252L251 64H253V67H255L256 65L258 66V68L256 67L257 69H255L256 72H258L261 69L264 70V65H263V67H261V65L263 64V61H264V53L260 52ZM63 50H65V49H63ZM15 51H17V50H15ZM149 51L152 52L153 50H149ZM236 51H239V50H236ZM258 51L262 54H260ZM127 52H129L130 54L129 53L127 54ZM209 52H212V50ZM239 52L238 53L240 54V56H242L241 51H239ZM15 53L13 52L9 55H12L13 57L15 56L17 58V53L16 54ZM232 53L234 54L233 51H232ZM138 54H139V56H138ZM239 54H238V56H239ZM64 55H65V58H64ZM210 55L211 54H209V56ZM134 56L136 58L135 60H134ZM251 56H252V58H251ZM203 57L207 58L208 56L207 57L203 56ZM9 58L12 59V57H9ZM19 58H18L19 60H17L18 63H19V61H22L21 57H19ZM11 59H9V60H11ZM98 59H101V60L99 61ZM131 59H133L132 63H131ZM140 59L141 58L139 57V60ZM239 59H241V58H239ZM9 60L3 59L2 62H4V61L7 62ZM166 60H167V58H166ZM236 60H238V59H236ZM15 61H16L15 59H14V63L11 61L12 64L14 65V68L12 67L13 65L12 66L10 65L11 68H8L9 70L11 69V71H13L12 76H14V74L17 73L16 76H14L16 78L14 79V77H13V79L15 80V82L21 81L22 83L19 82V84L21 83L22 87H24L25 85L27 86L28 84L30 85V83L33 82L34 79H36V76L30 75L33 79V81H32L31 77L27 76L31 73V72H29L27 75L25 74V76H24L25 79L23 78V80H22L24 72H20V70L22 69L20 67H18V69L20 68L19 70L17 69V66H16L17 64H15ZM63 61L66 62V64ZM123 61H125V62H123ZM169 61H171V63ZM169 61H167V62L170 63V67L167 66V62H165L166 68L165 67L162 68V69H167L165 71V73H162L164 71L161 70L160 72L158 71L155 74L158 80L153 78V77H155L154 75H152V77L150 78V80L152 81V82H150V83H152L151 85H153L154 83L156 85V82H153V79H154V81H157V82L159 81V78L163 79V80H160L157 83V85L159 84L158 87L161 88V91L159 89V92H164V94L167 92L166 96H168V93H169V96H171L170 94L172 93V91H173L172 89H174V88L178 87V90H181V88H179L180 84H178L179 86H177V87H175V84L177 85V83L182 82L181 83V85H183L182 87L186 88V86H188L187 87L188 93L191 90V92L189 93V96L191 95L190 96L191 98L187 97V96H186L187 98L183 97L186 94L188 95V93L185 92L186 91L185 89H184L185 91L184 90L181 91L183 93V95L177 93V96L180 95L184 99L190 98V100L192 99V102H193L195 98H197V99L200 98V93H201V91H203V87H205V88L210 87V86L216 87V85H217L216 80H218V78H220V76L222 77V74L221 75L217 74L218 73V71H217V72H214V74L216 73L215 75H212L214 77V80L209 81L207 79V77L206 78L204 77L205 73L203 72L204 75H202V73H201L202 70L200 68L194 66L191 62H189V63L192 65L191 66L188 65V68L193 66L192 69H194L195 71L192 70L191 68H189V69L187 68V64H186L187 62L184 65L186 67L183 66L184 70L182 67H180V68L176 67L175 61H174V65H175L174 67L176 69L177 68H179V69L176 70L174 68V70H173V67L171 66L173 60L170 59ZM209 61H211V59L207 58V63L210 65V63L212 61L210 63H209ZM255 61L257 63H255ZM103 62H105V64ZM236 62H235V64L237 65ZM260 62H262V63L259 66L258 63H260ZM20 63H22V62H20ZM90 63L93 65H91ZM126 63H127V66L125 65L126 69L124 68L125 66L122 68L121 64H126ZM212 63L210 65V68L214 64V63L213 64ZM128 64L130 66H128ZM141 64H139V66H141ZM240 64L241 63L238 62V65H239L238 67H240ZM3 65H4V63L1 65L2 67L1 66L0 67L3 68ZM5 65H7V64H5ZM5 65H4V67H5ZM19 65L22 67L21 64H19ZM89 65H90V67L94 66L93 70H90L91 68L89 67ZM7 66H9V64ZM242 66H243V64H242ZM67 67L69 69H70V67L74 68V69H70V71H69L67 69ZM134 67L132 69H134ZM233 67H232L233 72L236 71V73L239 75V72H237V71L241 72V70H237V69H239L237 66L234 67V68L237 67V69L234 70ZM169 68H171V69H169ZM8 69H7V71H9ZM64 69H66L65 72H63ZM181 69L183 70L182 74H181V71H182ZM213 69L215 71V67ZM242 69H243V67H242ZM114 70H115V75H117V73H116L117 70L115 69V67H114ZM189 70L194 71V73H196L194 75V73L191 72V74H192L191 77H193L192 79L197 77L196 79H194L193 83H191V81H189L190 80L189 79L190 72L188 73ZM245 70L246 69H244V71H242L243 73H245L244 76H247V75L249 76V70H252V67H250L248 69L247 74H246L247 70H246V72H245ZM1 71H2V69H1ZM167 71L169 73H166ZM185 71H186V74H184ZM2 72H4V70ZM67 72H70V73H68L69 75L67 74ZM222 72H224V71H222ZM230 72H231L230 70L226 71L225 72L226 74H223V76L228 75ZM233 72H231V73H233ZM260 72H263V71L261 70ZM260 72L257 73L258 74L257 77L259 79L256 77V75L254 73L255 78H257L255 80L256 81L258 80L259 82H262L261 84H264V77H262L261 74L259 76ZM171 73L172 74L174 73L173 77H172ZM236 73H235V75H237ZM2 74L3 73H1V75ZM31 74H34V73L32 72ZM64 74H67V77L70 76V79L69 78L67 79L65 77L66 75L64 76ZM125 74L119 73V76L121 78H124ZM179 74H181V75H179ZM7 75L6 74L4 76L2 75V77L3 78L8 77L9 75H11V72L8 76ZM159 75L160 76L165 75L166 78H165V76L159 77ZM177 75H179L183 79ZM184 75H186V76L184 77ZM251 75L253 76V73ZM168 76H169V78H168ZM187 76H188V78L186 79ZM252 76H250V78L254 77V76L253 77ZM9 77L12 78L11 76H9ZM171 77H172V79H171ZM203 77L205 78L206 81L207 80L209 81V82H207L208 86L206 85L205 80H202ZM247 77H245V78H247ZM10 78H9V80H11ZM178 78H180L181 81H179L180 79H178ZM174 79L178 80V82ZM0 80H2V78H0ZM70 80H71V82H70ZM195 80H196V82H195ZM220 80H224V79L220 78ZM73 81H74V83H78L79 85L73 84L72 83ZM164 81H167L168 82V83L166 82L167 84L170 83L169 85L172 84L171 83L172 81L173 82L175 81L177 83H175V84L173 83L174 86L172 84V86L174 88H172L170 86L172 89H169L168 87H167L168 89H164V88L162 89L163 85H161V84L167 85L166 83H164ZM24 82H25V84H24ZM26 82L28 84H26ZM197 83L199 86L197 85ZM15 84H16V87L19 85V84L17 85V83H15ZM23 84H24V86H23ZM192 84H195V85H193V87H192ZM160 85H161V87H160ZM21 86H19L18 88L21 89ZM75 87H76V89H75ZM190 87H191V89H190ZM68 88H69V91H68ZM72 88L75 91H73ZM188 88L190 89L189 91H188ZM200 88L202 90L199 93ZM71 90H72V92H71ZM166 90H168V91H166ZM174 90H175V92H180V91H176L177 89H174ZM155 91H157V93H159L158 90L155 89ZM61 93H60V95H62ZM92 93H93V95H92ZM191 93L192 94L195 93V95L193 96ZM79 94L83 95V96L79 97ZM118 94H119L120 98L117 96ZM98 96H100V95H98ZM64 97L65 96H63L62 98L64 99ZM105 97L107 98L108 95H106ZM79 98H85L84 100L86 102H84V100H81V102L82 101L83 102L80 103ZM92 98L94 100H96L97 102L94 101ZM111 98H112V96H111ZM63 99L59 100V102L63 101ZM75 99H76V101H75ZM121 99L127 100V102L126 103H125V101L122 102ZM197 99H195V100H197ZM0 101H2V100H0ZM57 103H58V101H57ZM116 103H117V105H115ZM61 104L63 105V103L61 102L60 105H56V106L57 107L61 106ZM100 104H101V106L103 104L102 109H101V107H99ZM110 104H112V105H110ZM146 104L149 107V105H150L149 102L145 103L143 106H146ZM152 105L153 104L151 103V106ZM73 106H75V107H73ZM97 106L101 109L100 111H101V113H103L104 116L101 113L100 114L98 113L99 110H97ZM110 106H112V109H117V110H112ZM124 106H125V108H124ZM151 106L148 108V110H147V107H142V110L143 111L147 110V112L148 111L152 112L153 109H155V107H151ZM57 107H55V108H57ZM126 107H128V109H127L128 112L126 111ZM192 107H194L193 109L199 117L205 118L206 106L196 104V105H192ZM23 108H25V110L27 111L26 112L24 110V112L26 114L28 113V116H26V114L23 115L25 117V120H22L24 118H21V119L19 118L20 120H19V122H18L19 124H18L16 121V120H18L17 119L18 115H19L18 112L23 110ZM31 108H33V107H31ZM62 108L64 109L65 107H61L60 111H62V112L64 110L66 111V108L64 110H62ZM196 108H197V110H196ZM15 109H17V110L19 109L20 111H17V113L16 112L14 113V111H16ZM31 110H33V112H35L34 109H31ZM55 110H57V109H55ZM142 110H141V112L143 113ZM111 111L113 113L115 112L117 114L114 115ZM130 111L133 113H131ZM106 112H110V116L108 113L106 114ZM12 113L14 114V117L12 116ZM40 113H42V112L40 111ZM128 113H130V114H128ZM134 113H136V114H134ZM15 114H17V115H15ZM29 114H31V115L29 116ZM54 114L59 115L58 111H56V113H54ZM116 115H118V117ZM123 115H125V116H123ZM127 115H129V116L127 117ZM60 116H61V114H60ZM77 116H79V117H77ZM111 116L113 117V121H111L112 120ZM37 117H39V116H37ZM101 117L104 118L103 120H105V121L102 120V122H101V120H100ZM114 117H117L118 120L121 117H123V118H121L122 122L120 120L118 121L117 118L115 119ZM124 117L129 118L128 120H126L127 123L124 122L125 121ZM166 117H168V116L166 115ZM14 118H15V120H14ZM164 118H165V116H164ZM168 118H167V121L170 120V118H169V120H168ZM50 119H51V121H50ZM44 120L46 121V123L44 122ZM164 121H165V119H164ZM41 122L48 124V126H46L45 124H42ZM104 122H106V123H104ZM123 122H124V124L126 123V125L123 127L124 128L126 126L127 127H126V129H124V132H121L120 129L123 128L122 127ZM49 123H50V125H49ZM81 123L83 125H81ZM98 123H99V125H98ZM109 123H110V125H108ZM26 125L28 126V130L26 129L27 133L24 132L25 128H27ZM37 125L39 126V128L37 127ZM114 126H116V127H114ZM118 126L120 127V129H119L120 132L118 131V128H119ZM34 127H36L37 130H35ZM33 129L35 132H33ZM115 129H116V131H115ZM253 129H254V127H252V130ZM51 130H53V129H51ZM51 130H49V133L51 132ZM125 130L128 132V134L126 133ZM102 131H103V134H102ZM213 131H214V134H216V136L222 135V138L224 137L223 132L221 131V128H220V124L214 122ZM28 132H29L30 136L28 135ZM53 132H56V131H53ZM112 132L114 135L112 134ZM167 132H168V135L166 134ZM117 133L119 135H117ZM51 134L53 135L54 133L51 132ZM107 135L112 136L111 137L112 140ZM113 136H114L115 140L113 139ZM115 136H120L119 139L122 140L123 142L120 141L119 139H116ZM196 136H197V138H196ZM61 137H62V140H63V138L64 139L67 138L68 141H69V138H71L70 142L66 141V139H65L61 143L60 142ZM82 137H84V140H82ZM85 137H86V139H85ZM27 138H28V140H27ZM30 138H31L33 143H31ZM72 138L75 140L72 141ZM26 140L28 141V143ZM88 140L89 141L91 140V143L93 141L92 145L90 144V147L88 145L90 143ZM37 141H38V143H37ZM79 141H80V143H82L81 144V145H83L82 147L75 144V142L78 144ZM86 141L88 144L86 143ZM41 142L45 145L43 146V144ZM56 142L58 143L57 145L55 144ZM126 142H128V143L126 144ZM68 143H69V145H66ZM72 143L75 145H73ZM184 143H185V145H183ZM47 144H50V146ZM85 144H87L88 148L86 147ZM186 144H187V146H186ZM56 146H57V148H56ZM84 146H85V148H87V149H85L86 151L80 150L81 148L83 149ZM51 147H52V149L54 148L53 153H52V151H49V149L51 150ZM184 147L185 148L187 147L188 149H191V150L188 151V149H184ZM88 149H90L91 151ZM124 149H126V150H124ZM34 150H36V152ZM54 150L58 151V152L60 151V153L58 154V152H55L56 153L55 154ZM79 150H80V152H79ZM184 150L186 152H184ZM229 150H230V148L226 149L228 159L226 157V159L224 161H225V164L229 167L228 169H231L233 171L236 169L234 167L238 166V164H237L238 161H237V158H236L234 152L233 151L229 152ZM62 151L68 152L69 155L72 153L70 155L72 158H70V156H66L65 154L62 155L63 154V153L61 154ZM87 151H90V152H87ZM124 151H126V152H124ZM47 152L49 155H47ZM36 153H37V155H36ZM22 154H23V156H21ZM29 154H31V155H29ZM88 154H91V155H88ZM60 155H62L63 157L66 156L65 158H67L68 161H70V160L72 161V159L74 158V160L78 159V160H81L84 162H80V161H79L80 163L79 162H77V163L73 162L75 165L73 163H71L72 168L68 164H66L69 166V168L65 167L66 172L64 171V174H62L61 172L63 171V169L60 168L61 169L60 170L58 168V167H60L58 165H60V163L62 162V161L60 162V160H61ZM89 156H90V158H89ZM63 157H62V160H63ZM180 157H182V158H180ZM28 158L31 159L32 161L29 160ZM152 158H153V160H152ZM160 158H162V159L159 160ZM179 158L181 160H179ZM197 158L200 160V161L198 160L199 162H196ZM54 159H57V160H54ZM130 159L131 160L134 159L133 167L131 169H128L127 166L125 167V164H124L125 168L123 167L124 168L123 169L122 163L124 161L127 162V160H130ZM205 159H206V161H205ZM78 160H76V161H78ZM65 161H63V162H65ZM118 161H119L121 167H120ZM202 161H205V162H202ZM173 162H175L174 165H173ZM178 163L180 166V174H179L180 183H179V185H177L175 183V181L172 179L167 180V182L161 181L162 183H164V185L161 183L162 187H160V184H159L160 182H159L158 183L159 188L156 185L158 190H155L158 192L152 193L151 191L153 189H156L155 186L153 189H151L154 185L153 182L149 183V181H150L149 177L153 174V170H155L154 174L158 171L159 172L161 171L160 175H159V176H161L162 175L161 173H163V174H164V172L166 173V171H164V170H167V169H164V168H170V167L178 166ZM77 164H79V165H77ZM72 165H74V166H72ZM53 167L55 168V171H54ZM56 167L59 169L58 171H60V173L58 172L57 174H60V175L62 174L64 176V178H61L62 175H61V177H59V175H57L59 177V179L57 178L59 181L62 179H65V176H67L66 178H68V175L72 176V178L70 177V180L72 179V181L69 182V180L67 179L68 181H66V182H69V183H66L65 181L63 182V180L59 182L57 179H50V178H54V177H50L51 175H53V174H54V176L56 175V170H57ZM61 167H63V166H61ZM51 168H53L52 173L50 171ZM150 168H152V169H150ZM70 169H72V170H70ZM69 171H70V173H69ZM71 172H73V173L71 174ZM66 173L68 175H66ZM73 177L75 179L74 183H73ZM154 177H155V175H154ZM47 178H48L49 182L47 181ZM150 178L152 180L154 179L152 177H150ZM159 179L160 178L157 177V180H159ZM53 180H55V181H53ZM56 181L59 182L58 185L61 187H62L61 184H63V183H64L63 185H66L65 186L66 188L64 187L65 190H63V192H65L67 201H65L63 203V207L61 206L62 208H60V212H58V214H55L56 213L55 211L50 212V213L54 212V214H53V216L55 215L54 217H56V215H57V217H59L60 219L62 218L61 222L59 223V226L57 225V223L59 221L57 223H54L55 220H53V219L51 221L50 218H52V216H51V214L48 213V211H51V208H53L52 203L53 204L55 203V206H56V202L58 201V199H55L57 197L54 198V196H53L54 194H56V193H54V189H55L54 187L55 186L53 185V182L56 183ZM50 182L52 183L53 188H54V189H52L53 194L51 192V188H52L51 186L52 185ZM151 183H153V185H151V187H150ZM187 183H189V185ZM219 185H220V187H223V188L221 189L219 187ZM59 186H57V187H59ZM217 187H219V188H217ZM215 188H217L216 189L217 194L215 193ZM227 188H228V190H227ZM219 189H220V191H219ZM224 189H226V190H224ZM222 190L225 191V194H223ZM151 194H153V195H151ZM218 194H223L224 197L226 196L227 202L229 201V203L230 204L232 203V205H230L229 203L225 204L226 202L224 201V199H221V198H223L222 197L223 195L222 196L220 195L221 196V198H220V196ZM1 197H3V198H1ZM153 200L155 201V203L157 205V211L154 213V216H153V217H155L154 219L156 221H157V219L159 221H161V223L170 232L173 231V235L171 238L170 237L169 238H162L160 236H155L154 238H150L149 241H147L148 244L147 245L144 244L145 247L147 246V248H145V247L141 248L139 246L133 232H131V231H129V229H127L126 222H124V218H125V215L128 214V216H129L128 219H130L131 221H134V222L145 221L147 219V218L145 219V216H144L145 209L149 206L150 202ZM49 201L51 204L49 203ZM243 202H245V201H243ZM242 204H243L244 208L240 212V217L241 216L243 217V219H244L243 221L246 224V222L249 223V215L251 213L248 210V208H245V207H247V204L246 203L245 204L242 203ZM215 205H217L216 208H214ZM11 206H12V208H11ZM4 208L6 210H4ZM53 209H55V207ZM7 210H8V212H7ZM47 213L49 215H46ZM9 216H10V218H9ZM242 217H241V219H242ZM1 220H0V222H1ZM164 220L166 223H168V225L164 222ZM4 221H2V222H4ZM10 222H11L12 227L9 228V230H8L7 227L10 226V225H8V224H10ZM145 222L146 223L148 222V224L150 226L155 221L154 220L151 221L152 223H149V220L145 221ZM222 222H223V225H222ZM23 224H24V227L26 230L28 228L29 232L27 231V232L21 233L22 231L20 229L24 228ZM54 224H56L58 227ZM168 226H170V227H168ZM30 227L32 229H30ZM18 229H19V231H18ZM36 229H37V234L35 231ZM57 229H58V231H56ZM59 230H60V233H58ZM217 231H219V232H217ZM174 232H176L175 235H174ZM17 233L19 236L16 235ZM256 233H258V232H256ZM36 235H38V237L40 239L37 238ZM226 236H228L229 238L228 237L226 238ZM177 238H178V241H177ZM181 238H183L182 239L183 241L182 240L180 241ZM170 239H171V242L169 241ZM208 239L212 240V242H211L212 244H210L211 246L207 244ZM245 239H247V238H242L241 247L236 252V253H238L237 254L238 256L234 253L235 257L233 256L234 259H232V258L230 259L231 263L234 262V260H235V262L237 260L238 264H246L247 262L245 263V261H246L245 258H247L249 255L250 256L253 255L250 253H254L256 248L251 243L250 244L252 246H254L255 249H253V247L251 248L250 244L248 246L247 245V243H249L247 241L248 239L247 240H245ZM51 240H53V241H51ZM109 240H111V241H109ZM184 240H187V241H184ZM243 240H245V241H243ZM58 241L60 243L59 244L60 246L58 245L59 247H57V245H55ZM50 242H51V244H50ZM107 242H109V244H107L106 246L109 247L111 244V247L108 248L109 249L108 252H104V245ZM174 242H176V243H174ZM179 242L181 243V245L183 244L182 246H184L187 250L186 249L184 250V247H182V246H176V245H180V244H178ZM182 242H185V243H182ZM186 243L188 244L187 246H186ZM227 243H229V245ZM99 244H101V245H99ZM193 244L194 245L196 244L197 246L195 247V246H193ZM242 244H244V245H242ZM4 246L6 248H8L7 251H6V249L3 250ZM192 246H193V248H192ZM200 246H201V248H198V250L200 249L198 251L196 248L200 247ZM208 246H210V248L213 246V249L212 248L210 249ZM99 247H102V249H103L102 253H104V255H101L102 257L97 252L98 250H101V248L99 249ZM178 247L181 249H178ZM217 247H219L220 249ZM246 247L248 248V252H245V250L247 251ZM241 248L244 250H242L240 252ZM250 248L253 249L254 251L250 252L251 251ZM182 249L184 250L185 253H183ZM136 250H137V253H136ZM181 250H182V252H178ZM208 250H209V253H210V251L211 252L213 251L212 254L215 252L214 256L217 255V258L220 256L218 259L215 258V260L217 262H215L213 260L214 262L210 263V261H212V258L209 257V254L207 252ZM216 250L218 253L216 252ZM230 250H231V248H230ZM187 251H188V253H187ZM219 251L223 254L222 256L219 255L220 254ZM227 252L229 253V250ZM239 252L241 254H239ZM99 253L102 254L101 252H99ZM135 253H136V255H135ZM156 253H158L157 256H162V257H160V258L157 257L158 259H153L152 256L156 257V255H154ZM97 254H98V256H97ZM179 254H181L182 256ZM242 255H243V257L245 255H247V256H245V258H243ZM206 256H208V258ZM2 257H3V259H2ZM182 257H184L183 260H182ZM108 258H111V259H108ZM4 259H6V261H2ZM238 259H239V261H238ZM188 260L190 261L191 259H188ZM241 261L244 263H242ZM186 262L188 264L187 260H186ZM193 262L190 261L189 263L196 264L195 262L194 263ZM235 262H234V264H237V262L236 263ZM199 264H200V262H199ZM201 264H203V263L201 262ZM222 264H229V261L228 262L224 261Z\"/></svg>","mask_w":264,"mask_h":264}]
</instances>
